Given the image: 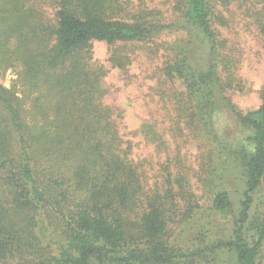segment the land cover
<instances>
[{"label":"trees","instance_id":"obj_1","mask_svg":"<svg viewBox=\"0 0 264 264\" xmlns=\"http://www.w3.org/2000/svg\"><path fill=\"white\" fill-rule=\"evenodd\" d=\"M137 1L0 0V73L16 63L25 68L43 129L33 134L17 95L0 83V264H261L264 207L255 194L264 181V98L243 113L226 95L235 78L213 27L223 21L214 2L171 0L205 55L195 64L196 37L175 40L163 74L185 86L175 94L178 119L199 128L219 157L226 145L239 166L238 205L228 172L205 205L175 191L170 177L147 192L131 144L103 102L105 69L93 60V41H104L108 60L124 69L126 44L178 30ZM258 28L264 38V9ZM219 102L247 130L249 147L217 130ZM223 220L226 234L217 231Z\"/></svg>","mask_w":264,"mask_h":264},{"label":"rangeland","instance_id":"obj_2","mask_svg":"<svg viewBox=\"0 0 264 264\" xmlns=\"http://www.w3.org/2000/svg\"><path fill=\"white\" fill-rule=\"evenodd\" d=\"M129 1L138 4L137 0ZM212 1L214 12L223 17L222 22L213 20L217 37L223 42L220 52L233 66L235 78L226 95L239 111L245 113L257 108L264 98V38L258 28L264 0H233L228 5ZM142 2L145 6L159 9L165 22H176L174 27L178 30L161 33L150 41L126 44L130 63L124 69L113 66L108 60L109 47L104 41H93V60L105 69L102 82L107 92L103 102L112 109L123 139L131 144V158L140 166L147 192L163 189L170 177L175 191L180 187L192 195L194 202L205 205L224 172H228L227 181L238 205L244 189L239 166L229 156L226 145L219 157V150L213 151L210 139H206L199 128L187 126L184 120L178 119L174 108L175 94L184 92L185 86L180 79L172 81L163 74L168 54H172L169 47L175 48V40L182 37L187 40L191 35L196 37V33L189 24L180 21L172 10L171 0ZM47 12L51 13L49 9ZM201 43L196 37L195 46L191 49L194 63L205 55ZM0 83L17 95L23 120L33 125L32 132L38 136L43 129L33 112L34 93L25 68L17 63L6 68L0 73ZM213 124L229 142L241 138L249 147L245 141L247 130L236 123L226 104L219 102ZM221 171L222 176L218 177ZM255 200L260 203V209L264 207V181L255 194ZM179 202L183 209L186 201ZM228 228L229 223L223 220L217 231L226 234ZM207 262L201 259L199 264H215ZM261 264H264V254Z\"/></svg>","mask_w":264,"mask_h":264}]
</instances>
